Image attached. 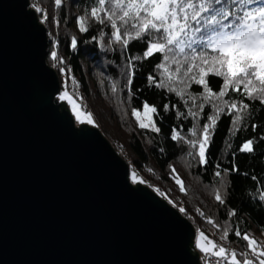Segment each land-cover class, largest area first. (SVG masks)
<instances>
[{
  "label": "water",
  "instance_id": "95a60500",
  "mask_svg": "<svg viewBox=\"0 0 264 264\" xmlns=\"http://www.w3.org/2000/svg\"><path fill=\"white\" fill-rule=\"evenodd\" d=\"M29 3L0 0V264H202L193 225L54 99Z\"/></svg>",
  "mask_w": 264,
  "mask_h": 264
},
{
  "label": "trees",
  "instance_id": "16d2710c",
  "mask_svg": "<svg viewBox=\"0 0 264 264\" xmlns=\"http://www.w3.org/2000/svg\"><path fill=\"white\" fill-rule=\"evenodd\" d=\"M33 1L41 8L51 6L49 3L44 4L46 0ZM53 6L55 5L50 8L53 13L51 16L57 14L63 29L56 38L55 47H50L47 58H52L51 54L55 51L63 65L68 66L78 80L81 99L88 103L94 116H98L97 112L100 110L95 107L94 98L98 94L93 91H98L101 83H104L102 87H111L112 83L115 86L114 93L127 101L132 109L141 110L145 102L156 108L153 116L159 131L133 128L127 137V144L133 155L130 164L135 171L140 170L149 175L154 179L153 183L157 181L154 185H164L171 194H179L181 199L178 207L184 211L189 210L188 215L193 213L206 229L227 230L228 242L238 253L241 249H246V242L236 236L237 230L247 232L249 236L264 243V201L259 199V193L264 191V105L259 100H249L242 92H234L231 88L223 98L205 101L204 96L200 95L204 92V86L197 84L195 80L183 86L164 83V87H159L157 85L164 82V72L157 65L165 63L163 57L167 53L154 52L147 58L132 59L143 57L147 38L131 39L126 48L122 46V41L116 42L111 37L113 29L110 23L102 24L91 17L90 9L95 6V0H62L58 7ZM99 15L106 20L103 12ZM81 16L85 17L84 26L87 31L84 32L75 24V19ZM130 31L134 36L135 31ZM73 38L76 40L75 47L72 46ZM177 59L183 61V56H178ZM168 62L175 69V65ZM129 75L131 84L128 83ZM182 75L183 69L175 80ZM149 77L153 78L152 82ZM206 81L213 92H219L223 84L222 77L211 74L206 77ZM170 88L173 90H169ZM177 92L181 94L177 95ZM241 99L249 104V109L241 113L244 118L234 128L232 117L235 110L229 112L228 105L223 101L227 100L229 104L236 101L239 104ZM200 104L204 105L202 109ZM165 105L168 106L167 110ZM218 108L224 110L219 112L216 126L211 132L206 149L207 162L200 164L199 144L192 145L190 141L201 139L203 125L210 123L208 116L215 115ZM189 111L196 115H189ZM252 125L257 127L253 128ZM173 129L179 134L176 140L172 139ZM247 140L254 141L252 153L239 150ZM180 158L188 161L193 179H198L212 191L201 202L199 198L202 195L198 192L199 198L186 191L188 186L180 179L178 171L167 174V169L172 168L171 165ZM233 165L238 171H231ZM225 169L229 171L225 172ZM217 171L221 173L219 177L215 174ZM176 178L183 182V191L181 185L176 183ZM216 188L224 203L216 200ZM198 202L201 206H198ZM230 211L233 212L232 215H229Z\"/></svg>",
  "mask_w": 264,
  "mask_h": 264
},
{
  "label": "snow or ice",
  "instance_id": "6c2138e0",
  "mask_svg": "<svg viewBox=\"0 0 264 264\" xmlns=\"http://www.w3.org/2000/svg\"><path fill=\"white\" fill-rule=\"evenodd\" d=\"M55 4L59 6L61 0H55ZM36 10L41 11L39 8ZM101 12L104 13L106 20L101 19L99 15ZM90 15L102 24L110 23L113 29L111 37L116 42L122 41V46L125 48L131 39L147 38V48L143 52V57L137 56L132 59L147 58L154 52L167 53L163 60L171 61L175 65L174 72L169 74L168 80L173 81L183 69L181 81L184 77H188L195 80L197 84H202L204 92L200 95L204 96L205 101L211 102L213 98H223L231 88L234 92H242L249 100H259L260 104L264 105V0L259 2L257 0H95V6L90 9ZM84 22V16L77 18L81 32L87 31ZM130 29L135 31L134 36ZM111 43L110 39L109 45ZM75 45L76 40L73 38L72 46L75 47ZM51 55L56 58L57 53L53 51ZM181 55L183 61L177 59ZM157 68L168 70L164 63L157 65ZM210 74L223 78L219 92H213L208 85L206 77ZM152 80L153 78L149 77V81L152 82ZM131 82V75H129L128 83L131 84ZM157 86L164 87L165 84L162 81ZM180 94L177 92V95ZM60 98L69 99L73 105V112L77 119H80L79 106L68 96V93H63ZM223 103L228 105L229 112L235 110L232 117L235 128L244 118L241 113L249 109V104L243 99L239 104L236 101L229 104L227 100ZM199 107L202 109L204 105L200 104ZM167 108L168 106L165 105L166 110ZM223 110L218 108L215 115L208 116L210 123L203 125L202 139L190 141L192 145L199 144L200 164L207 162L206 149L211 132L216 126L219 112ZM155 112V106L147 102L143 104V115L147 118L145 123L141 120L140 110L132 109V115L136 117L140 128L151 126L158 132L159 128L152 120V114ZM188 114L196 115L191 111ZM83 115L87 122H93L91 113L85 112ZM177 115L179 116L180 113ZM252 127L257 126L252 125ZM193 134L195 135V132ZM232 134L234 135L235 132L233 131ZM178 135L173 129L172 139L176 140ZM253 144V140L245 141L240 146V152L252 153ZM231 171H238V169L233 165ZM215 174L218 177L221 175L219 171ZM176 183L181 185V191H183V182L176 178ZM215 198L220 203H224L219 192L216 193ZM259 199L264 201V191L259 193ZM181 211L184 209L181 208ZM232 214L233 212L230 211L229 215ZM197 232L196 247L204 254L202 256L204 264H210L211 257L216 258L214 264H264V243L249 236L247 232L242 233L237 230L235 233L246 242V251L240 253L235 249L217 245L199 229ZM226 236L227 230L221 238L224 239ZM200 237H203L210 247L202 245Z\"/></svg>",
  "mask_w": 264,
  "mask_h": 264
},
{
  "label": "rangeland",
  "instance_id": "374dc122",
  "mask_svg": "<svg viewBox=\"0 0 264 264\" xmlns=\"http://www.w3.org/2000/svg\"><path fill=\"white\" fill-rule=\"evenodd\" d=\"M46 3H49L51 6L46 8L45 7L41 8L39 5L36 6L33 0H30L28 7H31L35 10L38 17V21L41 22L47 29V36L49 38L48 47H47V55H48L49 50H51L50 47H55L56 38L58 37V34L62 32L63 26L59 22V18L57 17V14H54L53 17L51 16L53 13L50 8L52 7V5L57 6L55 4V0H46L44 1V4ZM37 8L41 9V11H37L36 10ZM77 18L75 19V24L77 27H79V25L77 24ZM50 43L51 46H49ZM47 55L45 61L50 67H52L55 70L60 85L59 92L54 95V99L56 98L57 102L64 100L68 110L73 116L74 123L76 126H79V124L81 123H86L100 130V132L110 142V144L114 147V149L122 156V158H124L128 162L130 167V172L128 176L133 184L139 182L152 189L159 197L164 199L170 206L177 209L178 212L181 214V216L185 217L193 225L195 230L193 247L199 253L200 262L204 264V260L202 259V256L204 254L196 247L198 229L202 231L205 234V236H207L210 240L215 241L217 245H223L225 248L234 249L233 245L230 246L227 236L224 239L221 238L225 235V230L219 231L213 228H210L209 230L206 229L203 223L201 224L198 222L196 216L193 213L188 215L189 210L181 211L180 207H178L180 204L178 202L181 199L179 194H175V193L174 195L171 194L170 192L166 191L167 189L164 185L160 184L159 185L160 187L157 184L154 185V183H157V181H154L153 183L154 179L152 180V178L149 175L142 173L140 170H138L137 172L135 171L132 164H130L131 163L130 160L133 158L132 157L133 155L127 144V137L128 135H130L131 130H133V128L137 130L140 127L138 125V121L136 117L132 115V108L129 106L128 102L123 100L122 98H120V96L114 93L115 92L113 91L114 85L110 83L111 87H108L107 85L106 87H102L101 85L104 83H101V85H98V91L96 90L93 91V92H97L96 94H98L97 98H94L96 99L95 107L97 108L98 111L100 110L99 112H97L98 116L96 115L94 116L92 111L90 110L88 103L81 99L80 87H79V83L77 82L78 80L75 78V75H73L70 72L68 66L63 65V62L60 60L58 55L56 56V58L53 57L47 58ZM164 64H166L168 69L166 71L165 68H162L163 69L162 71L164 72V74L162 75L164 77L165 84L183 86V84H187V82L190 83L192 81V79L188 77H184L182 81H181V77L178 80L174 79L173 81H169L168 76L171 72H174V69L172 68L170 62L167 63V61H165ZM61 69H63V71H61ZM177 78L178 77H176V79ZM65 92H67L68 96L71 97L72 100H74V102L79 106V110L81 112L80 119H77L76 114L73 112L72 110L73 105L72 103L69 102V99L60 98L61 95ZM85 112L92 114V120H93L92 123L87 122V119L83 115V113ZM140 112H141V120L147 123V118L143 115V108L140 110ZM112 116H115V118H109ZM116 118L118 120H116ZM152 120L155 123L153 114H152ZM146 129L154 130L151 126ZM201 139H202V135H201ZM187 162H188L187 160L180 158L171 165L172 168L167 169L168 170L167 174L173 173V169L178 171L180 173V179L188 186L187 187L188 189H186V191L188 190V193L192 192V195L195 194L194 196L199 198V196L197 195L198 192L200 195H202L199 198V201L201 202L203 199L207 198L208 195H211L212 191L209 190L205 185H203L198 179L196 178L193 179L192 177L193 175H191L189 171ZM158 183L161 182L159 181ZM217 192H219V189L216 188V193ZM190 193L189 195H191ZM200 202H198V206H201ZM193 216L195 217L193 218ZM200 243L202 245H206L210 247V245H207V242L204 240L203 237H200ZM193 247L192 250L195 251ZM240 251L245 252L246 249L244 250L241 249ZM215 260H216L215 257H211L210 264H214Z\"/></svg>",
  "mask_w": 264,
  "mask_h": 264
}]
</instances>
